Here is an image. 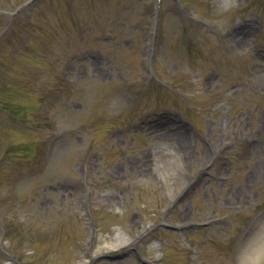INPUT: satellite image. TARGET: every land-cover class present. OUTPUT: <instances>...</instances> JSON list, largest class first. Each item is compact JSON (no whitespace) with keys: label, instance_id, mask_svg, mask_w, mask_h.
Returning a JSON list of instances; mask_svg holds the SVG:
<instances>
[{"label":"rangeland","instance_id":"obj_1","mask_svg":"<svg viewBox=\"0 0 264 264\" xmlns=\"http://www.w3.org/2000/svg\"><path fill=\"white\" fill-rule=\"evenodd\" d=\"M25 1L0 0V264H238L264 205V0H181L197 24L164 0L152 77L153 0ZM158 106L193 132L149 123ZM256 247L264 264V222L246 259Z\"/></svg>","mask_w":264,"mask_h":264},{"label":"bare ground","instance_id":"obj_2","mask_svg":"<svg viewBox=\"0 0 264 264\" xmlns=\"http://www.w3.org/2000/svg\"><path fill=\"white\" fill-rule=\"evenodd\" d=\"M246 31H250L249 27H247V28H245L243 30H241V28H240L238 33L242 34V33L246 32ZM239 44L240 45H244L243 43H239ZM183 181L185 182V179H183ZM262 223H263V221L261 222L259 228L261 227ZM259 228L251 234V236L248 238L246 244L244 245V248H243V250L241 252V256H240V262L242 264H253L252 263L253 260H254V264H257L255 261L257 259L259 260V256H260V253H261L259 251V247L255 248V255H253L250 259H246V254L248 253V250L252 248V246L254 245V241L257 238Z\"/></svg>","mask_w":264,"mask_h":264}]
</instances>
